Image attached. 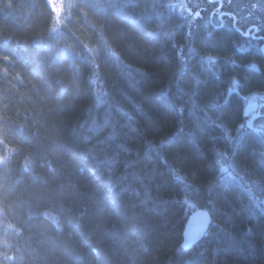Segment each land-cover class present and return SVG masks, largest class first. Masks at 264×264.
I'll return each instance as SVG.
<instances>
[{
	"label": "trees",
	"instance_id": "obj_1",
	"mask_svg": "<svg viewBox=\"0 0 264 264\" xmlns=\"http://www.w3.org/2000/svg\"><path fill=\"white\" fill-rule=\"evenodd\" d=\"M115 1L76 0L54 38L46 0H0V145L31 167H0V264H264V217L214 156L244 99L264 95V53L225 28L186 29L155 2ZM254 152L246 132L233 159L264 184ZM199 209L213 223L183 250Z\"/></svg>",
	"mask_w": 264,
	"mask_h": 264
},
{
	"label": "rangeland",
	"instance_id": "obj_2",
	"mask_svg": "<svg viewBox=\"0 0 264 264\" xmlns=\"http://www.w3.org/2000/svg\"><path fill=\"white\" fill-rule=\"evenodd\" d=\"M53 13V27L50 36L60 37L66 33V22L69 20L70 11L76 0H46ZM108 2H111L107 0ZM116 0L115 2H117ZM130 1V0H129ZM148 0L160 6V10L165 16H178L182 20V27L206 28L211 26L221 27L236 32L243 38L240 48H259L264 53V0ZM222 3V4H218ZM222 5V6H220ZM220 6V8H219ZM221 10V11H219ZM216 14H215V13ZM223 14L224 16H220ZM222 17V18H221ZM221 22V23H220ZM178 29H181L178 26ZM198 29V30H199ZM246 39V40H245ZM255 39L260 40V42ZM189 49V48H188ZM185 50L180 57V64L183 71L190 68L189 59L193 57L191 50ZM89 63L93 69L92 83L95 102L102 104L106 101L107 93L104 89L96 61V51L86 50ZM85 53V51H84ZM86 54V53H85ZM197 62L199 61L196 60ZM200 64V62H199ZM210 64V62H208ZM186 69V70H185ZM182 74V73H181ZM231 92L237 93V83L232 80ZM244 122L238 128L235 136L227 140V150L214 151V156L220 173V179L228 185H235L246 192L251 198L258 212L264 217V184L247 173L243 168L235 163L233 152L237 147V142L249 132L256 136L259 144V151L256 154V166L264 168V95H250L244 99ZM10 152L0 145V163L10 159ZM6 165V164H5ZM3 166V165H2ZM46 218L55 222V217L51 214ZM10 226L3 220L0 213V232L9 229Z\"/></svg>",
	"mask_w": 264,
	"mask_h": 264
},
{
	"label": "water",
	"instance_id": "obj_3",
	"mask_svg": "<svg viewBox=\"0 0 264 264\" xmlns=\"http://www.w3.org/2000/svg\"><path fill=\"white\" fill-rule=\"evenodd\" d=\"M212 223L209 212L196 210L193 212L186 224L182 248L189 250L197 245L206 235Z\"/></svg>",
	"mask_w": 264,
	"mask_h": 264
},
{
	"label": "bare ground",
	"instance_id": "obj_4",
	"mask_svg": "<svg viewBox=\"0 0 264 264\" xmlns=\"http://www.w3.org/2000/svg\"><path fill=\"white\" fill-rule=\"evenodd\" d=\"M256 41H258V42H260V40H258V39H255ZM108 97V96H107ZM107 99V98H106ZM10 156H11V158L13 159V160H8V161H6V162H4V163H0V167L1 168H7V167H9L10 166V168H11V171L12 172H17V173H15V175L16 176H20V175H30L31 173V171H30V169H31V167H30V164L29 163H24V162H21V160L20 159H18V158H15L13 155H12V153H10ZM6 164V165H5ZM3 165V166H2ZM9 165V166H8ZM261 169L262 170H264V168L263 167H261ZM2 175V173H0V176ZM199 210H201V209H199ZM196 210H194V211H192L191 213H190V215L193 213V212H195ZM206 211V210H205ZM208 212V211H207ZM210 214V213H209ZM47 215H49V213H44V217H46ZM190 215L188 216V219H189V217H190ZM210 216H211V214H210ZM211 218H212V216H211ZM188 219H187V221H186V224H187V222H188ZM57 221V220H56ZM55 221V222H56ZM55 222H53L54 224H55ZM212 223H213V219H212ZM212 223H211V225H212ZM186 224H185V227H186ZM211 227V226H210ZM210 229V228H209ZM184 231H185V228H184ZM209 231V230H208ZM207 234V233H206ZM206 236V235H205ZM204 236V237H205ZM204 239V238H203ZM202 239V240H203ZM183 240H184V233H183ZM201 240V241H202ZM200 241V242H201ZM199 242V243H200ZM182 244H183V242H182ZM183 249V248H182ZM184 250V249H183Z\"/></svg>",
	"mask_w": 264,
	"mask_h": 264
},
{
	"label": "flooded vegetation",
	"instance_id": "obj_5",
	"mask_svg": "<svg viewBox=\"0 0 264 264\" xmlns=\"http://www.w3.org/2000/svg\"><path fill=\"white\" fill-rule=\"evenodd\" d=\"M211 1H212V3H214V4H216V3H217V1H213V0H211ZM218 4H222V3H218ZM220 6H222V5H220ZM220 6H219V8H220ZM219 11H221V10H219ZM214 13H215V12H214ZM215 14H216V13H215ZM220 16H222V17H223L224 15H223V14H220ZM222 17H221V18H222Z\"/></svg>",
	"mask_w": 264,
	"mask_h": 264
}]
</instances>
